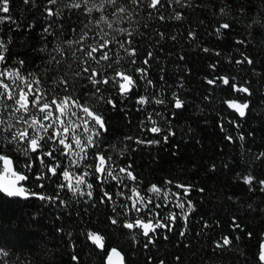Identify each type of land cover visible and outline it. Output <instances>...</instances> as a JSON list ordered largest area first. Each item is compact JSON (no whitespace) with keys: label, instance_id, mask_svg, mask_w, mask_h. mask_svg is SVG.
Wrapping results in <instances>:
<instances>
[{"label":"snow or ice","instance_id":"snow-or-ice-1","mask_svg":"<svg viewBox=\"0 0 264 264\" xmlns=\"http://www.w3.org/2000/svg\"><path fill=\"white\" fill-rule=\"evenodd\" d=\"M11 3L12 0H0V25L16 24ZM23 3L36 7L35 0H23ZM198 7L195 0H40L43 45L39 49L40 63L34 67H27L22 59H13L9 47L11 37L0 36V193L10 198L38 199L45 206L53 207H68L72 201L92 202L94 207L98 201L111 208L110 223L127 230L134 245L139 242L137 237L145 238V249L154 245L158 229L166 230L164 238L167 239L177 220L183 223L179 231L183 238L189 217L196 211L188 199L192 186L164 179L159 185L152 183L141 188L142 181L132 164L121 165L118 161L130 151L139 150V146L167 143L176 134L162 110L168 106L182 109L185 101L175 91L170 92V98L162 95L165 92L163 69L155 81L149 70L150 62L155 63L157 54L164 50L161 40L174 43L177 35L167 34L172 32L171 28L148 31V22L166 24L171 20L183 26L188 15L186 10ZM217 11L227 15L226 6ZM257 23L252 20L247 29L256 27L258 31ZM200 24L203 26L204 22ZM260 25L264 26V20ZM31 27L34 25L30 24ZM235 27V18H226L218 22L214 32L219 36ZM247 29V35L235 41L241 47L247 45V36L251 35ZM182 35L186 42L197 40V31L191 25L184 28ZM201 50L221 55L208 48ZM240 56L227 62L254 64L246 52L241 51ZM217 63L208 67L214 72ZM205 81L211 88L227 90L229 96L253 95L251 81H238L236 75L206 76ZM178 86L183 88L182 83ZM134 94L135 110L140 114L134 132L125 134L118 143H111L106 139L111 135L107 110L116 109L118 99L123 105ZM204 99H210V95ZM222 102L239 117L246 115L250 103L248 99L243 103L239 99ZM125 119H128L127 113ZM132 123L128 120V124ZM221 131H225L223 124ZM238 138L244 139L243 135ZM225 139L233 141L229 135ZM259 157H264V153ZM239 179L248 186V191H255L258 185L264 193V179L251 174ZM214 224L219 226L218 221ZM210 227L204 221L197 235ZM230 228L233 232L241 228L235 216L231 218ZM86 235L99 249L105 248L104 237L99 233L88 231ZM247 236L251 239L252 233ZM239 239L236 235L235 240ZM232 247L233 240L227 235H221L210 246L213 255ZM0 253L8 256L2 247ZM253 255L255 264H264V233L258 238V250ZM72 260L78 262V257L74 255ZM0 264H5L3 258ZM105 264H125L124 256L113 247L105 257ZM159 264L164 261L161 259Z\"/></svg>","mask_w":264,"mask_h":264},{"label":"trees","instance_id":"trees-1","mask_svg":"<svg viewBox=\"0 0 264 264\" xmlns=\"http://www.w3.org/2000/svg\"><path fill=\"white\" fill-rule=\"evenodd\" d=\"M195 2L199 7L186 10L188 15L183 26L171 20L166 24L155 20L148 22V31L171 28L172 32L167 34L177 35L174 43L161 40L164 50L157 54L155 63L150 62L149 70L155 81L163 69L165 92L162 95L170 98V92L175 91L185 101L182 109L168 106L162 110L169 117L176 134L167 143L161 141L159 145L139 146V150L130 151L118 161L121 165L132 164L142 181L141 188L152 183L159 185L164 179L192 186L188 199L196 211L189 217L185 236L180 237L183 223L177 220L167 239L164 238L166 230L158 229L154 245L145 249V238L137 237L139 242L134 245L127 230L110 223L111 208L98 201L94 207L92 202L74 201L68 207H53L45 206L38 199L10 198L0 193V247L8 252L7 257L0 253V258L5 260V264H105V257L113 247L122 252L125 264H149V258L151 264H159L161 259L164 264H245L246 261L255 264L253 254L258 250V238L264 233V193L259 191L258 185L255 191H248V186L239 177L251 174L264 179V157H259L264 153V26L260 25L264 20L261 16L264 0ZM35 3L36 7H30L23 0H12L11 15L16 24L6 22L0 25V36L5 39L11 37L9 47L13 59L24 60L27 67L40 63L39 49L43 45L40 38L43 27L40 0H35ZM223 6H226V16L217 11ZM233 17L236 27L218 36L214 32L218 22ZM252 20L258 22V31L256 27L247 29ZM200 21L204 22L203 26ZM30 24L34 27L29 28ZM189 25L197 31L195 42L183 39L184 28ZM245 29L251 35L247 36V45L241 47L235 41L247 35ZM202 48L218 51L221 55L216 56L211 51L205 53ZM241 51L252 57V66L227 62L240 59ZM180 56L184 58L179 59ZM216 62L217 68L213 72L208 65ZM252 68L256 71L253 72ZM220 74L236 75L238 81L250 80L253 95L244 97L235 93L229 96L227 90L211 88L205 77ZM180 83L183 88L178 86ZM206 95H210V99L205 100ZM225 99H248L246 115L239 117L222 102ZM135 109L134 94L123 105L118 99L117 108L107 110L106 119L111 133L107 140L118 143L125 134L134 132L140 116ZM173 112L174 116L171 115ZM128 120L133 123L128 124ZM221 124L225 131H221ZM226 135L232 136L233 141L226 140ZM240 135H243V140L238 138ZM130 147L138 146L130 144ZM172 190L176 191L175 188ZM233 216L243 231L237 228L233 232L230 228ZM204 221L211 227L198 236ZM214 221L219 222L218 227ZM88 231L104 237L103 250L88 239ZM249 232L252 233L251 239L247 236ZM221 235L231 238L233 247L218 250L213 255L210 246ZM236 235H239V241L235 240ZM74 255L78 262L72 260ZM176 257H179L178 261Z\"/></svg>","mask_w":264,"mask_h":264},{"label":"water","instance_id":"water-1","mask_svg":"<svg viewBox=\"0 0 264 264\" xmlns=\"http://www.w3.org/2000/svg\"><path fill=\"white\" fill-rule=\"evenodd\" d=\"M239 102H241V103H243L244 101H240L239 100ZM228 106V105H227ZM231 110H233V109H231ZM235 111V110H234ZM23 199V198H22ZM115 248V247H114ZM119 250V249H118ZM120 251V250H119ZM121 252V251H120ZM122 253V252H121ZM123 255V254H122ZM124 256V255H123Z\"/></svg>","mask_w":264,"mask_h":264}]
</instances>
